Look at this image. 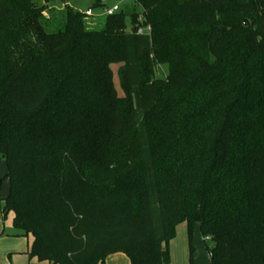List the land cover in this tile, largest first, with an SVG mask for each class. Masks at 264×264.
Masks as SVG:
<instances>
[{"label":"trees","instance_id":"16d2710c","mask_svg":"<svg viewBox=\"0 0 264 264\" xmlns=\"http://www.w3.org/2000/svg\"><path fill=\"white\" fill-rule=\"evenodd\" d=\"M134 4L49 33L44 2L0 0L4 218L49 264H171L183 224L192 264L196 225L211 264H264V0Z\"/></svg>","mask_w":264,"mask_h":264},{"label":"rangeland","instance_id":"374dc122","mask_svg":"<svg viewBox=\"0 0 264 264\" xmlns=\"http://www.w3.org/2000/svg\"><path fill=\"white\" fill-rule=\"evenodd\" d=\"M41 3L44 2L48 6L44 15L47 19L51 18V26L47 27V31L49 33H54L59 31L60 29L64 28L65 21H66V12L65 6L66 4L71 8L80 11L85 14L93 15V20L96 23L95 29H101L103 26L104 19L106 17V10L108 8H112L115 5L120 6V10L123 9L125 12L128 10H132L134 4V0H105L104 6L93 8V1L92 0H67V2H63V0H48V3H45V0H39ZM66 3V4H65ZM135 7V6H134ZM140 10V7H137ZM140 22L144 21V16L142 13L140 14ZM147 26L146 28H148ZM144 28V29H146ZM132 26L128 21L127 31L130 32ZM112 70L114 72V84L117 93L120 96H124L126 94L124 87L121 83V78L119 75L120 72V65L115 63L112 64ZM168 75V67L167 66H159L157 67V76L159 78H167ZM7 173L6 164L3 161H0V196H6L9 192V183L8 180L5 179ZM192 244L195 248V252L193 255V262L194 264H211L210 263V256L206 249V244L204 239L201 235L200 228L196 225L193 229V239ZM210 244V243H209ZM170 253H171V264H192L190 261V247H189V239H188V232L187 226L185 224L181 225L177 229V236L176 238L170 243ZM127 261L129 258L125 255Z\"/></svg>","mask_w":264,"mask_h":264},{"label":"crops","instance_id":"0c3cea01","mask_svg":"<svg viewBox=\"0 0 264 264\" xmlns=\"http://www.w3.org/2000/svg\"><path fill=\"white\" fill-rule=\"evenodd\" d=\"M6 196L1 195L0 198L3 199ZM13 220V212L4 218L3 203L0 202V264H49L40 262L36 258H30L29 253L33 239L15 229ZM124 256V254L109 256L106 264H130V261H127Z\"/></svg>","mask_w":264,"mask_h":264},{"label":"built area","instance_id":"2783aa9c","mask_svg":"<svg viewBox=\"0 0 264 264\" xmlns=\"http://www.w3.org/2000/svg\"><path fill=\"white\" fill-rule=\"evenodd\" d=\"M120 11V6L119 5H115L112 8H108L106 10V16H113L116 13H118ZM151 33V27L149 26L148 28L144 29V28H139L138 30V34L140 35H150Z\"/></svg>","mask_w":264,"mask_h":264},{"label":"water","instance_id":"95a60500","mask_svg":"<svg viewBox=\"0 0 264 264\" xmlns=\"http://www.w3.org/2000/svg\"><path fill=\"white\" fill-rule=\"evenodd\" d=\"M45 3H48V0H45ZM90 13H91V12H89V14H90ZM248 24H249L248 21L245 20V21H244V25H245V26H248Z\"/></svg>","mask_w":264,"mask_h":264}]
</instances>
